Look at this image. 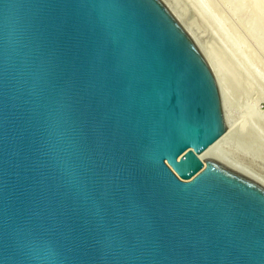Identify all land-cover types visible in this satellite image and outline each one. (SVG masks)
Here are the masks:
<instances>
[{"label":"water","instance_id":"95a60500","mask_svg":"<svg viewBox=\"0 0 264 264\" xmlns=\"http://www.w3.org/2000/svg\"><path fill=\"white\" fill-rule=\"evenodd\" d=\"M0 264H264V153L157 0H0Z\"/></svg>","mask_w":264,"mask_h":264},{"label":"rangeland","instance_id":"374dc122","mask_svg":"<svg viewBox=\"0 0 264 264\" xmlns=\"http://www.w3.org/2000/svg\"><path fill=\"white\" fill-rule=\"evenodd\" d=\"M158 2L206 58L229 99L227 110L239 124L255 115L251 123L264 135V0Z\"/></svg>","mask_w":264,"mask_h":264},{"label":"bare ground","instance_id":"6f19581e","mask_svg":"<svg viewBox=\"0 0 264 264\" xmlns=\"http://www.w3.org/2000/svg\"><path fill=\"white\" fill-rule=\"evenodd\" d=\"M158 1V0H157ZM159 3V2H158ZM160 4V3H159ZM163 4V3H162ZM162 4H160L164 10L169 14V12L167 11L166 7H164ZM165 5V4H164ZM167 6V5H166ZM170 9V8H169ZM171 14V12H170ZM169 14V15H170ZM170 17L172 18L173 16L170 15ZM173 19V18H172ZM174 20V19H173ZM177 20V19H176ZM176 20H174V22L179 26V28L181 29V31L185 34V36L187 37V39L189 40V42L192 44V46L194 47V49L196 50V52L199 54V56L202 58L203 62L205 63V65L207 66V68L209 69L215 83L218 89V93H219V97H220V101L222 102V104L227 107L229 105L228 101L229 99L227 98L226 94L224 93L222 87L220 86L217 78L215 77V74L213 73L212 69L210 68L206 58L201 54L202 52H200L197 48V46L194 44V40L191 41V39L189 38V36L187 35V33L185 32V30H183L181 28V26L179 25V22L177 23ZM190 33V32H189ZM191 35V34H190ZM192 37V36H191ZM261 41L264 44V31L262 32V37H261ZM230 111V110H229ZM231 112V111H230ZM255 115H249V119L248 117L243 121V123H241L240 125L243 127V129L248 133V135L253 139V141L258 145V147L263 151L264 153V135H262L260 130L257 129L256 126L252 125V121L254 120ZM256 120V117H255ZM257 123V122H256ZM257 125V124H255ZM260 126V125H259ZM261 133H260V132Z\"/></svg>","mask_w":264,"mask_h":264}]
</instances>
